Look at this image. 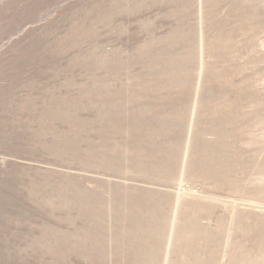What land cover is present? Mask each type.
<instances>
[{
    "label": "rangeland",
    "instance_id": "1",
    "mask_svg": "<svg viewBox=\"0 0 264 264\" xmlns=\"http://www.w3.org/2000/svg\"><path fill=\"white\" fill-rule=\"evenodd\" d=\"M181 187L208 264H264V0H0V264H163Z\"/></svg>",
    "mask_w": 264,
    "mask_h": 264
},
{
    "label": "bare ground",
    "instance_id": "2",
    "mask_svg": "<svg viewBox=\"0 0 264 264\" xmlns=\"http://www.w3.org/2000/svg\"><path fill=\"white\" fill-rule=\"evenodd\" d=\"M196 127L197 128L195 136H193V140H191V143L189 142V150L185 152L183 164L185 166V170L187 171L197 170L199 173L204 174L205 172H209V170L211 169L213 170V166H215L216 164L213 157L219 155V158L223 159L224 153L219 154V152L217 151L218 145L220 146V141L218 140H215V143H213L214 141L207 143L205 142L203 144L198 142V133L200 130H198V126ZM195 149L196 152L198 151L197 157L194 156ZM208 152L212 153L213 156H211L210 159L206 160L203 158V155ZM181 194L182 187L173 203L170 218L171 225L169 228L167 248L163 264L175 263L176 258L174 259V254L176 252H181V254L183 253L184 256L188 259V261H186L185 258H183L184 260L182 259L181 264H208V261L210 262V260L207 261L205 254L208 250V253L211 255L213 251H215L216 247L215 245L211 246L209 244H198V241L201 240V238L207 241L212 240V237L209 233L205 235L207 236L206 238H204L205 236L202 234L204 231H206L202 219L205 220L207 213L199 210H193L191 213L184 214L182 212H179L178 208L180 206ZM170 202L171 199H169V196H167L166 201H163V204L157 201L149 204V211L151 212L147 214V216L149 217L147 223H155L159 221L160 223L164 224L169 215L167 206ZM156 209H158L160 212L159 217L156 215ZM178 218L183 220L185 224H179Z\"/></svg>",
    "mask_w": 264,
    "mask_h": 264
}]
</instances>
